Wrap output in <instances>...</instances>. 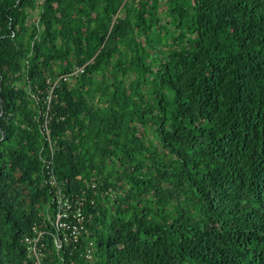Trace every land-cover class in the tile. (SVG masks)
<instances>
[{
    "label": "trees",
    "instance_id": "trees-1",
    "mask_svg": "<svg viewBox=\"0 0 264 264\" xmlns=\"http://www.w3.org/2000/svg\"><path fill=\"white\" fill-rule=\"evenodd\" d=\"M0 111V264H33L45 157L88 198L64 264H264V0H0Z\"/></svg>",
    "mask_w": 264,
    "mask_h": 264
},
{
    "label": "built area",
    "instance_id": "built-area-1",
    "mask_svg": "<svg viewBox=\"0 0 264 264\" xmlns=\"http://www.w3.org/2000/svg\"><path fill=\"white\" fill-rule=\"evenodd\" d=\"M83 65H77L70 73H63L53 78L52 81L48 79V90L45 101L49 103L51 96L54 95V86L60 81L70 82L72 75H77L83 71ZM48 109V107H47ZM43 131L48 134L49 129L45 123L42 127ZM53 152L51 151V155ZM44 181L47 182L53 190V211H46L38 224H34L31 233L25 237L27 244V251L32 256L33 264H47L43 260L45 245V238H49L55 247L56 254L59 261L64 264L66 257L64 249L67 248L69 255H73L80 247L84 245L82 254L85 258L92 257V249L94 242L91 239L84 242L85 237L88 235L87 221L88 214L85 213L86 197L85 190L82 192L72 191L66 193L62 189V185L58 182L52 166V158L45 157L43 159ZM90 186H94L91 183ZM69 264H75V259L70 258Z\"/></svg>",
    "mask_w": 264,
    "mask_h": 264
},
{
    "label": "rangeland",
    "instance_id": "rangeland-1",
    "mask_svg": "<svg viewBox=\"0 0 264 264\" xmlns=\"http://www.w3.org/2000/svg\"><path fill=\"white\" fill-rule=\"evenodd\" d=\"M161 8H162V7H161ZM35 16H36V15H35ZM160 16H161V17H163V16H164V14L160 12Z\"/></svg>",
    "mask_w": 264,
    "mask_h": 264
},
{
    "label": "water",
    "instance_id": "water-1",
    "mask_svg": "<svg viewBox=\"0 0 264 264\" xmlns=\"http://www.w3.org/2000/svg\"><path fill=\"white\" fill-rule=\"evenodd\" d=\"M0 114H1V111H0Z\"/></svg>",
    "mask_w": 264,
    "mask_h": 264
}]
</instances>
